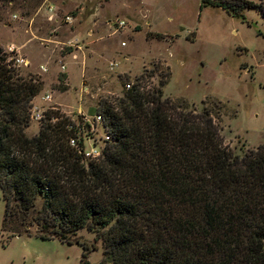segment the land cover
Instances as JSON below:
<instances>
[{
	"label": "trees",
	"instance_id": "1",
	"mask_svg": "<svg viewBox=\"0 0 264 264\" xmlns=\"http://www.w3.org/2000/svg\"><path fill=\"white\" fill-rule=\"evenodd\" d=\"M205 4L264 16V0ZM11 55L0 48L2 231L68 244L83 228L100 239L96 264H264V142L234 152L221 137L218 100L196 110L162 96L168 70L155 85L141 72L121 96L95 101L108 139L82 162L67 144L73 122L56 108L24 135L40 83L19 76ZM72 241L77 264H87L94 246Z\"/></svg>",
	"mask_w": 264,
	"mask_h": 264
},
{
	"label": "rangeland",
	"instance_id": "2",
	"mask_svg": "<svg viewBox=\"0 0 264 264\" xmlns=\"http://www.w3.org/2000/svg\"><path fill=\"white\" fill-rule=\"evenodd\" d=\"M49 2L55 12L46 20L43 0H0V48L11 51L13 60L18 55L7 46L15 48L27 60L24 66L12 60L17 74L40 83L31 107L56 108L70 121L87 124L98 97L121 96L124 84L141 72L155 85L168 70L162 96L184 99L196 110L218 100L221 137L234 152L264 142V16L259 10L245 7L240 18L215 5L200 7L201 0ZM116 19L124 26L116 27ZM148 31L165 37H147ZM45 94L58 105L41 101ZM36 122L29 119L25 136L35 133ZM104 134L100 122L87 127L81 133L83 147L99 153ZM1 212L0 200V219ZM69 240L10 237L0 229V264H77L80 246L72 240L94 246L87 264L101 258L94 232L81 228Z\"/></svg>",
	"mask_w": 264,
	"mask_h": 264
},
{
	"label": "built area",
	"instance_id": "3",
	"mask_svg": "<svg viewBox=\"0 0 264 264\" xmlns=\"http://www.w3.org/2000/svg\"><path fill=\"white\" fill-rule=\"evenodd\" d=\"M44 2V5H43V9H44V12L47 14L46 16V20H49L51 18V16L54 15V6L51 2H49V0H43ZM13 17V16H12ZM69 18L67 16H64V20L67 21ZM125 22L124 20L122 19H116L115 22H114V25L116 27H122L124 26ZM115 27V28H116ZM125 44V41L123 40L121 42V45H124ZM15 63H18V64H21L22 66L25 65V61H23L21 58H17V59H14L13 60ZM129 83H125L124 86L126 88L129 87ZM41 101H47V96L45 95H42L40 97ZM45 109H52V107H46ZM44 109V110H45ZM43 110H36L35 107H29L28 109V118L31 119V120H34V121H38L39 118L41 117V112ZM99 122L101 123V118L100 116L98 117L97 115H92L90 117V123L87 122V124L85 122H81L80 123H74L73 122V128H74V137H69L68 140H67V144L68 146H70L71 148H73L77 154L80 155L81 157V161L82 162H85V161H88V160H93L95 159L98 154L96 149L92 146V147H89L88 149H85L83 147V139L81 137V133L83 131H86L87 130V127H92L93 124H97L99 126ZM67 129L69 128V126L66 127ZM104 137H105V141L108 139V136L106 134H104Z\"/></svg>",
	"mask_w": 264,
	"mask_h": 264
},
{
	"label": "crops",
	"instance_id": "4",
	"mask_svg": "<svg viewBox=\"0 0 264 264\" xmlns=\"http://www.w3.org/2000/svg\"><path fill=\"white\" fill-rule=\"evenodd\" d=\"M123 20V19H122ZM125 22V21H124ZM124 45H126V44H124ZM7 47H10L11 49H13V51L16 53V55H18V58H21L22 60H24L25 62H27V60L24 58V57H20L19 56V53L17 52V50L15 49V48H12L10 45L9 46H7ZM7 47H5V48H7ZM113 65H115V63L113 62L112 63ZM35 96V95H34ZM34 96L32 97V99L31 100H33V98H34ZM45 96H47V103H50L51 102V100L52 99H50V95L49 94H45ZM30 100V101H31ZM43 102H45V101H43ZM52 104H55V105H58V104H56V103H54V102H51Z\"/></svg>",
	"mask_w": 264,
	"mask_h": 264
}]
</instances>
